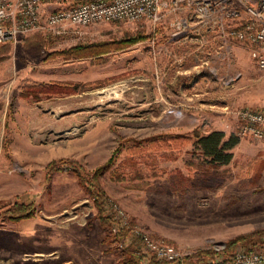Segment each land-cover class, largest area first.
<instances>
[{"label": "rangeland", "instance_id": "1", "mask_svg": "<svg viewBox=\"0 0 264 264\" xmlns=\"http://www.w3.org/2000/svg\"><path fill=\"white\" fill-rule=\"evenodd\" d=\"M190 38H172L167 24L105 23L0 46V264L130 261L141 247H116L110 203L183 253L168 264L227 257L230 243L264 230V139L240 138L246 141L232 161L215 169L193 146L197 134H235L238 110L264 106V70L236 43L229 61L211 58L214 75ZM105 43L111 51L102 55L59 54ZM208 76L227 107L208 102L198 82ZM53 84L62 90L48 88ZM34 86L49 94L25 97ZM80 169L103 170L98 183L110 225ZM17 203H32L34 216L11 220L7 211ZM258 244L239 240L231 251Z\"/></svg>", "mask_w": 264, "mask_h": 264}, {"label": "built area", "instance_id": "2", "mask_svg": "<svg viewBox=\"0 0 264 264\" xmlns=\"http://www.w3.org/2000/svg\"><path fill=\"white\" fill-rule=\"evenodd\" d=\"M105 23L167 24L172 38L195 41L196 51L207 58L202 65L214 75L218 67L210 65L211 58L229 61L236 43L248 47L255 65L264 70V0H0V46L35 32L68 33L74 27ZM233 81L225 78V83ZM235 134L263 140L264 106L238 110ZM110 204L117 248L139 244L141 264L153 257L168 263L183 259L179 249L132 224L123 208ZM204 264H264V243Z\"/></svg>", "mask_w": 264, "mask_h": 264}, {"label": "trees", "instance_id": "3", "mask_svg": "<svg viewBox=\"0 0 264 264\" xmlns=\"http://www.w3.org/2000/svg\"><path fill=\"white\" fill-rule=\"evenodd\" d=\"M144 38V37H141ZM139 38H134L128 41L122 42V44H130L135 43ZM111 51L110 44H93V45H77L71 47L68 50L62 51L59 54L68 58H83V57H93L97 55H102ZM63 86L58 84L51 85L50 89H54L57 91H61ZM46 87L43 86H34L28 87L25 89L24 96L29 97L33 95V97L39 100L42 94L47 93ZM240 137L236 134L232 133L228 137H226V133L224 131L214 130L209 132L208 134L196 135L195 141L193 143L194 149L198 151L200 156L203 158V164L210 168H218L221 166L228 165L233 159L232 150L239 144ZM54 161L50 163V167H54ZM83 170V169H82ZM84 171V170H83ZM81 169L78 172V177L80 181L87 185L90 188L91 195L93 196L98 209L100 218L102 221L107 222L110 225L111 219L106 218L103 214L102 204L104 203L105 193L101 189L98 183V177L102 173V169H96L91 175L88 172L83 173ZM11 220L18 222L24 218H29L34 216V207L33 204H15L9 208L7 211ZM239 240H256L264 243V230L255 231L251 235H246L241 237L240 239L233 241L228 246L229 248L224 251L227 257H231L233 255L232 248L235 247L236 242ZM130 250H127V252ZM204 253L200 251L197 253L201 255ZM132 258L130 261H123L121 264H141L143 261L144 255L141 254L139 250L134 249L131 251ZM148 264H168V262L157 261L154 257L150 260Z\"/></svg>", "mask_w": 264, "mask_h": 264}, {"label": "crops", "instance_id": "4", "mask_svg": "<svg viewBox=\"0 0 264 264\" xmlns=\"http://www.w3.org/2000/svg\"><path fill=\"white\" fill-rule=\"evenodd\" d=\"M199 83H201V82H204V85H206V95L208 96V102L210 103V105L212 104V105H215V104H217L218 105V103L219 104H221V105H223V106H225L226 105V107H227V104L229 103V100H226L225 98H224V96H222L220 93L221 92H219L217 89H218V86H217V83L213 80V79H211L209 76H208V80L207 81H198ZM194 86H197V84H194ZM216 93H219V95H215ZM207 101V100H206ZM205 101V102H206ZM213 103H215V104H213ZM209 110H212V109H209ZM211 116H216L217 114H214V113H212V114H210ZM246 141V139H244V140H240V142H239V144L237 145V146H239V145H241L242 143H244Z\"/></svg>", "mask_w": 264, "mask_h": 264}]
</instances>
